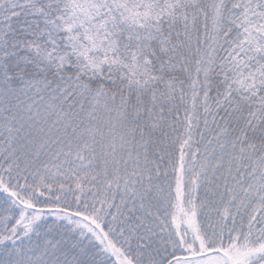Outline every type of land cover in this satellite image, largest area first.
Listing matches in <instances>:
<instances>
[{
	"label": "snow or ice",
	"instance_id": "snow-or-ice-1",
	"mask_svg": "<svg viewBox=\"0 0 264 264\" xmlns=\"http://www.w3.org/2000/svg\"><path fill=\"white\" fill-rule=\"evenodd\" d=\"M0 264H264V0H0Z\"/></svg>",
	"mask_w": 264,
	"mask_h": 264
}]
</instances>
